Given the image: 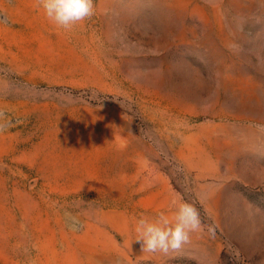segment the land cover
<instances>
[{"label":"rangeland","instance_id":"rangeland-1","mask_svg":"<svg viewBox=\"0 0 264 264\" xmlns=\"http://www.w3.org/2000/svg\"><path fill=\"white\" fill-rule=\"evenodd\" d=\"M0 0V264H264V0ZM215 236L142 251L141 215Z\"/></svg>","mask_w":264,"mask_h":264},{"label":"clouds","instance_id":"clouds-1","mask_svg":"<svg viewBox=\"0 0 264 264\" xmlns=\"http://www.w3.org/2000/svg\"><path fill=\"white\" fill-rule=\"evenodd\" d=\"M45 18L57 28L70 31L95 13L94 0H36ZM169 214L160 211L154 218L141 215L136 221L135 242L142 251L167 253L188 243L192 234L215 236V226L205 224L194 205L183 200L173 201Z\"/></svg>","mask_w":264,"mask_h":264}]
</instances>
